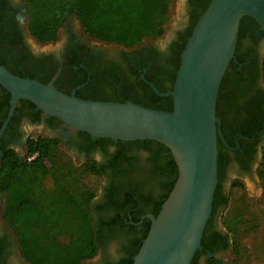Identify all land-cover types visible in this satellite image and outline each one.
<instances>
[{"label": "flooded vegetation", "instance_id": "flooded-vegetation-1", "mask_svg": "<svg viewBox=\"0 0 264 264\" xmlns=\"http://www.w3.org/2000/svg\"><path fill=\"white\" fill-rule=\"evenodd\" d=\"M209 1L180 0L181 12L161 36L128 45L89 36L74 14L58 26L55 39L42 42L29 30V0H0V64L16 75L36 78L80 98L144 106L159 99L161 109L170 108L172 102L166 101L171 95L163 93L173 89L183 50ZM216 116L215 205L192 264H212L213 259L226 257L233 241L223 216L236 178L244 184L246 177L254 179L264 193L260 170L264 162V29L252 16L240 21L234 57L220 84ZM34 136L60 140L71 163L89 174L79 176V172L75 180L91 184L87 206L97 250L80 264H126L171 190L169 148L153 139L85 134L29 100L19 98L13 104L11 92L0 84V173L10 151L28 161L37 156L28 154ZM4 202L0 189V264H31L4 218Z\"/></svg>", "mask_w": 264, "mask_h": 264}, {"label": "water", "instance_id": "water-1", "mask_svg": "<svg viewBox=\"0 0 264 264\" xmlns=\"http://www.w3.org/2000/svg\"><path fill=\"white\" fill-rule=\"evenodd\" d=\"M252 16L264 29V0H210L182 53L172 110L132 101L86 99L0 64V84L44 113L93 137L153 139L169 148L177 177L132 264H190L211 216L218 182L216 105L238 29Z\"/></svg>", "mask_w": 264, "mask_h": 264}, {"label": "trees", "instance_id": "trees-1", "mask_svg": "<svg viewBox=\"0 0 264 264\" xmlns=\"http://www.w3.org/2000/svg\"><path fill=\"white\" fill-rule=\"evenodd\" d=\"M29 2V30L42 42L55 39L58 26L68 15L74 14L89 36L128 45L147 36H161L170 21L173 7V0ZM172 100L171 96L170 101H166L172 102L170 108L165 106L166 109L160 108L159 99L150 100L145 106L168 111L173 109ZM34 153L38 157L32 161L12 151L4 159L0 173V189L5 193L4 218L16 233L23 255L31 264H80L97 250L87 206L92 196L87 190L91 184L75 180L79 172H82L79 176L88 177L87 169L80 170L71 163L58 139L32 137L28 154ZM260 170L264 183V162ZM169 171L174 175L172 189L177 177L173 158ZM226 205L229 216H224L234 236L241 234L242 229L248 234L264 224V202L258 206L239 178L232 182ZM148 230L149 227L145 236ZM236 248L240 249L237 243ZM132 262L133 258H130L126 264Z\"/></svg>", "mask_w": 264, "mask_h": 264}, {"label": "rangeland", "instance_id": "rangeland-1", "mask_svg": "<svg viewBox=\"0 0 264 264\" xmlns=\"http://www.w3.org/2000/svg\"><path fill=\"white\" fill-rule=\"evenodd\" d=\"M182 5L180 0H173L172 14L170 21L172 24L175 22L176 17L181 12ZM248 193L254 199L258 206H262L264 202V193L262 194V188L256 185L254 179L249 177L245 178ZM264 184V183H263ZM255 198H259L258 202ZM226 216L228 212L225 210ZM224 216L223 224L226 229L229 230V222L227 217ZM231 239L233 241L230 249L227 251L226 257L215 258L212 264H264V224L261 223L258 228H256L251 233H246V229H242V233L238 236L231 234ZM237 245L240 249L236 248Z\"/></svg>", "mask_w": 264, "mask_h": 264}]
</instances>
